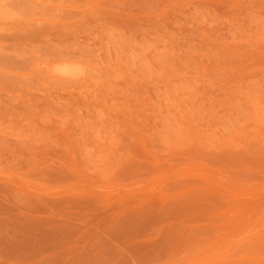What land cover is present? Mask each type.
Instances as JSON below:
<instances>
[{
    "label": "rangeland",
    "instance_id": "rangeland-1",
    "mask_svg": "<svg viewBox=\"0 0 264 264\" xmlns=\"http://www.w3.org/2000/svg\"><path fill=\"white\" fill-rule=\"evenodd\" d=\"M0 264H264V0H0Z\"/></svg>",
    "mask_w": 264,
    "mask_h": 264
},
{
    "label": "bare ground",
    "instance_id": "bare-ground-1",
    "mask_svg": "<svg viewBox=\"0 0 264 264\" xmlns=\"http://www.w3.org/2000/svg\"><path fill=\"white\" fill-rule=\"evenodd\" d=\"M69 65V64H68ZM57 68H59V67H57ZM64 68V67H63ZM71 69V68H70ZM62 70H64V69H62ZM58 71V70H57ZM63 72V71H62ZM66 72H68V71H66ZM73 72V71H72Z\"/></svg>",
    "mask_w": 264,
    "mask_h": 264
}]
</instances>
